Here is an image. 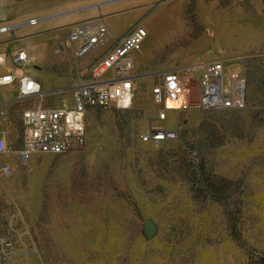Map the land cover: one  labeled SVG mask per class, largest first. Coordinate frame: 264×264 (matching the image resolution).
<instances>
[{
  "label": "rangeland",
  "instance_id": "rangeland-1",
  "mask_svg": "<svg viewBox=\"0 0 264 264\" xmlns=\"http://www.w3.org/2000/svg\"><path fill=\"white\" fill-rule=\"evenodd\" d=\"M100 15L116 34L144 25L149 38L130 107L89 108L83 148L23 162L21 115L41 99L0 88L10 114L0 167L14 169L0 170V237L15 264H264V0H0V30L14 27L0 32V56L14 67L35 43L25 70L44 81V106H71L88 63L60 44L71 24ZM222 57L246 77L243 107L156 120L163 74L178 73L195 104L204 65ZM156 125L178 137L142 142Z\"/></svg>",
  "mask_w": 264,
  "mask_h": 264
},
{
  "label": "built area",
  "instance_id": "built-area-1",
  "mask_svg": "<svg viewBox=\"0 0 264 264\" xmlns=\"http://www.w3.org/2000/svg\"><path fill=\"white\" fill-rule=\"evenodd\" d=\"M37 23V19L30 21V25ZM13 28L7 26L0 32H11ZM148 38L149 30L144 25L134 26L118 37L104 17L70 25L61 48L72 51L81 62L89 59L85 69L88 79L73 88L71 106H43L42 84L25 71L30 61L26 48H18L13 54L14 67L7 68L6 57L0 56V88L16 85L18 100L41 99L39 105L27 107L21 115V160L28 162L35 153L65 154L83 148L87 137L85 116L89 108L130 107L138 78L135 55L143 50ZM183 83L178 73L169 72L163 74L161 81L153 87L152 95L159 105L156 113L158 122H167L170 112L176 109H234L243 107L247 100L246 77L240 72L230 71L225 57L204 65L197 103L192 104L184 94L181 99ZM178 101L181 102L178 108L169 106V102ZM6 105L0 97V154L9 152L10 114ZM177 137L176 130L156 125L140 138L144 143L159 146ZM0 170L7 175L14 171L9 163L2 164ZM16 256L12 241L0 237V264H15Z\"/></svg>",
  "mask_w": 264,
  "mask_h": 264
},
{
  "label": "crops",
  "instance_id": "crops-1",
  "mask_svg": "<svg viewBox=\"0 0 264 264\" xmlns=\"http://www.w3.org/2000/svg\"><path fill=\"white\" fill-rule=\"evenodd\" d=\"M95 17H103V16H95ZM95 17H92V18H95ZM88 19H90V18H88ZM84 20H87V19H84ZM80 21H83V20H80ZM74 24V23H73ZM72 25V24H71ZM110 26V25H109ZM128 31V30H127ZM127 31H125V32H123V33H120V34H116L118 37H121V36H123ZM146 44V43H145ZM37 45H35V43H32L31 45H28L27 46V50H29V51H33V49L34 50H36L37 49V47H36ZM28 51V52H29ZM140 53V52H139ZM139 53H136V55H135V60L137 61L138 60V58H139ZM84 62H89V59H87V60H85ZM83 62V63H84ZM26 71V70H25ZM28 74H30L32 77H34L35 79H37L39 82L41 81V82H43L44 83V81L40 78V75H39V73L37 72V71H35L34 69L33 70H30V69H28V71H26ZM138 75V74H137ZM5 88H7V89H4L3 90V95H4V93H12V91H13V89L11 88V87H5ZM1 101H2V103H4V104H6L8 101H7V99L3 96H1ZM28 101V100H27ZM27 103V105H30L29 107H31V106H37V105H39L40 103L39 102H36L35 104H32V103H28V102H26ZM43 104V103H42ZM7 106V105H6ZM43 106H44V104H43ZM46 107V106H45Z\"/></svg>",
  "mask_w": 264,
  "mask_h": 264
},
{
  "label": "bare ground",
  "instance_id": "bare-ground-1",
  "mask_svg": "<svg viewBox=\"0 0 264 264\" xmlns=\"http://www.w3.org/2000/svg\"><path fill=\"white\" fill-rule=\"evenodd\" d=\"M182 98H183V96L181 94V99ZM180 103H181L180 101H178V102H169V106L172 107V108H174V109H176V108L179 107Z\"/></svg>",
  "mask_w": 264,
  "mask_h": 264
}]
</instances>
